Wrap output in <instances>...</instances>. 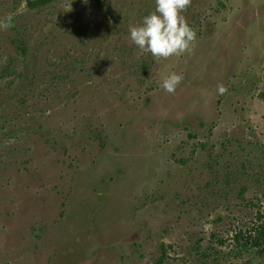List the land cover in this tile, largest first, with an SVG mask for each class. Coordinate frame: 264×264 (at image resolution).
Segmentation results:
<instances>
[{"label": "rangeland", "instance_id": "obj_1", "mask_svg": "<svg viewBox=\"0 0 264 264\" xmlns=\"http://www.w3.org/2000/svg\"><path fill=\"white\" fill-rule=\"evenodd\" d=\"M29 1L0 0V264H264V0H191L159 60L155 0Z\"/></svg>", "mask_w": 264, "mask_h": 264}, {"label": "clouds", "instance_id": "obj_2", "mask_svg": "<svg viewBox=\"0 0 264 264\" xmlns=\"http://www.w3.org/2000/svg\"><path fill=\"white\" fill-rule=\"evenodd\" d=\"M190 3L191 0H155L152 12L145 15L139 24L129 25L131 42L157 60L190 51L197 35L183 15ZM11 26V16L0 20V28ZM182 80V74L173 72L163 80L161 86L166 92L174 93ZM226 91L225 86L218 85L220 94Z\"/></svg>", "mask_w": 264, "mask_h": 264}, {"label": "trees", "instance_id": "obj_3", "mask_svg": "<svg viewBox=\"0 0 264 264\" xmlns=\"http://www.w3.org/2000/svg\"><path fill=\"white\" fill-rule=\"evenodd\" d=\"M56 0H30L29 5L32 7H42L45 5H48ZM256 234L253 238V240H243L240 241L239 238L236 236V241L238 242V253L243 252H251L254 248L260 247L261 245H264V223L258 225L256 228ZM158 264H162V260H159Z\"/></svg>", "mask_w": 264, "mask_h": 264}]
</instances>
